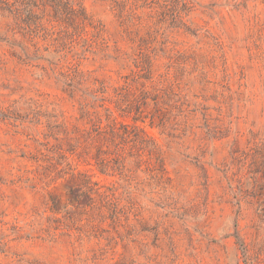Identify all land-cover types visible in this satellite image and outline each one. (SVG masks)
I'll use <instances>...</instances> for the list:
<instances>
[{"label":"rangeland","instance_id":"obj_1","mask_svg":"<svg viewBox=\"0 0 264 264\" xmlns=\"http://www.w3.org/2000/svg\"><path fill=\"white\" fill-rule=\"evenodd\" d=\"M71 1L0 10V264H264V0Z\"/></svg>","mask_w":264,"mask_h":264},{"label":"trees","instance_id":"obj_2","mask_svg":"<svg viewBox=\"0 0 264 264\" xmlns=\"http://www.w3.org/2000/svg\"><path fill=\"white\" fill-rule=\"evenodd\" d=\"M49 7L54 11L55 20L66 28L72 27L76 31L86 32L88 27H92L95 29L94 35H100V29L97 30L84 9L77 7L71 0H0V10L11 16L18 27L29 32H34L41 26L44 13ZM88 40L89 38L86 39ZM103 127L99 121L94 124L93 129L101 132ZM88 192L90 190L85 193Z\"/></svg>","mask_w":264,"mask_h":264}]
</instances>
